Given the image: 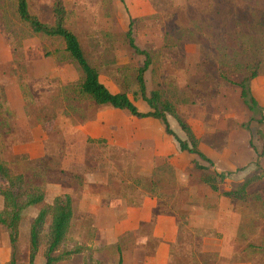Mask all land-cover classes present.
Masks as SVG:
<instances>
[{"label":"rangeland","instance_id":"1","mask_svg":"<svg viewBox=\"0 0 264 264\" xmlns=\"http://www.w3.org/2000/svg\"><path fill=\"white\" fill-rule=\"evenodd\" d=\"M55 1L29 0L31 12L52 23ZM62 1L68 28L79 38L90 64L98 69L101 82L113 94H128L140 111H147V105L136 99L137 70L145 58L137 55L125 38L131 19H135L136 44L147 50L153 61L145 75L148 92L159 90L173 102L191 125L200 150L219 156V167L230 170L225 173L239 175L250 168L248 175L254 173L252 160H258L257 153L264 150L263 126V135L258 133L261 116L251 113L242 102L240 89L225 83L220 75L240 81L251 74L249 63L264 74V0ZM15 6L14 0H0V162L14 174H24L42 185L51 197L53 185L72 194L75 219L66 247L90 244L92 252L87 251L84 260L77 257L61 264H85L89 259V264H116L118 248L128 250L134 242L126 236L106 246L104 232L103 237V233L99 235L102 244L94 241V216L92 212L86 215L81 203L96 193L106 205L115 202L118 207L130 208L124 218L143 209L148 198L169 201L179 208L174 212L180 214V228L185 231L191 203L185 202L182 185L188 181L199 184L195 162L209 165L182 153L161 125L134 119L125 111L95 106L81 97L77 85L82 74L62 53V42L33 35L19 24ZM169 122L176 136L187 140L176 121L169 118ZM260 163L264 168V159ZM210 168L215 170L216 165ZM0 185L6 183L0 180ZM263 188L264 181L257 190ZM238 209L244 217L264 218V205L255 197L248 203L239 202ZM168 211L162 207L159 212ZM35 213L27 211L22 222L15 252L19 264L28 259ZM121 213L119 209L118 215ZM148 227L149 221L144 220L142 231ZM7 239L0 227V245ZM191 242L186 234L175 247L176 264L192 262ZM139 243L150 249L148 242ZM46 244L47 232L42 236L41 252ZM41 261L46 262L43 257ZM203 261L217 263L213 255H204ZM253 263L264 264V259L254 257Z\"/></svg>","mask_w":264,"mask_h":264},{"label":"trees","instance_id":"2","mask_svg":"<svg viewBox=\"0 0 264 264\" xmlns=\"http://www.w3.org/2000/svg\"><path fill=\"white\" fill-rule=\"evenodd\" d=\"M16 4V16L19 24L27 28L33 35L42 36L49 39L60 40L63 44V52L55 51L57 54H64L79 69L82 79L77 85L78 94L87 97L95 106L109 107L118 111H125L132 117L143 119H154L164 128L166 135L173 137L182 153L197 156L201 161L209 166L194 163V169L199 173V184L206 185L214 193H220V186L233 173H218L211 170L214 163L199 148L197 139L191 125L181 116L177 107L172 101L164 98L159 90L148 92L145 75L152 68V56L147 50L140 49L135 40L134 26L135 19H131L128 31L125 34L128 46L139 56L145 58L144 64L137 70L136 83L138 91L136 99H141L149 107L147 113L141 112L126 93L113 94L100 80V73L97 68L92 66L84 52L82 44L77 35L68 28L67 10L62 0H56L52 7V23L43 22L38 16L31 12L29 0H14ZM62 52V53H61ZM256 64L255 66H259ZM249 63L248 70L251 74L234 81L230 77L221 74L222 80L240 89V97L243 104L253 114H260L258 133L263 135L264 127V107H262L254 97L251 82L263 75L257 71V67ZM169 118L176 121L178 126L186 135L187 140L179 139L172 131ZM243 129L248 130V125H243ZM253 148L252 143L250 144ZM258 160L255 163L254 173L248 175L244 181L237 185L232 191L223 192L221 196L248 203L252 197L257 198L264 205V188L257 190L263 184L264 168L260 163L264 159V150L257 153ZM0 180L6 183L0 185V196L4 200V208L0 211V227H2L9 237L12 250V259L7 264H19L15 259V252L20 240V227L24 219V213L34 208L37 216L30 225L29 234V261L22 264H34L42 244V236L47 232V244L44 251L46 264H58L74 257L86 254L92 250L86 245L76 244L71 248L66 247L70 239L72 221L74 217V199L69 194L56 197L51 203L47 202V192L42 185L36 184L24 174H14L4 163L0 162ZM254 189V191H253ZM153 191V189H152ZM249 248H255L249 246ZM118 260L116 264H123L122 251L118 248ZM91 255V254H90ZM90 259L85 264H89ZM100 264V262H95Z\"/></svg>","mask_w":264,"mask_h":264},{"label":"crops","instance_id":"3","mask_svg":"<svg viewBox=\"0 0 264 264\" xmlns=\"http://www.w3.org/2000/svg\"><path fill=\"white\" fill-rule=\"evenodd\" d=\"M152 14L149 16L151 17ZM251 89L259 104L264 107V74L251 82ZM147 108V111L141 112L147 113L149 107L147 106ZM144 120L146 122L161 125L154 119H143L142 121ZM228 153L232 154L230 150H228ZM205 155L216 165L213 171L218 173L230 171L223 167L222 162V168L219 167V156L216 158L210 154ZM159 156L164 155L161 154ZM252 161L254 165L257 162V160ZM250 169L239 172V175L233 173L220 186L219 194L214 193L206 185H190L189 181L186 185H182L185 190V200H187L185 202L189 203L188 200H190L191 203V213L188 217L185 231L180 228V214L174 212V210H178L179 208L173 203H169V201L164 203L155 198H148L143 209L140 208L132 212L128 218H124V212L126 210L128 211L130 208H124L121 204L118 207L115 202H109L106 205L107 202L103 203L98 198L97 193L92 199L86 198L81 205H83V211L86 215L92 212L94 216L92 230L95 231L96 229V237L94 239L96 243L100 240V244H102L100 238L103 237L104 233L107 242L106 246L115 244L126 236H131L134 239L131 248L128 250H121L123 264H176L174 249L182 242L186 234L189 235L192 241L190 246V257L192 258V262L189 264H205L203 261L204 255H213L216 257V264H254V257H261V259H264V218L251 215L248 218L244 217V214L240 213L238 209V201L221 196L223 192L232 191L238 184L242 183L244 178L251 172ZM234 171L236 172V170ZM51 188L54 191V196L51 197L49 191L46 190L48 203H51L60 195L69 194L72 196L69 192H62L60 185H53ZM188 203L184 205L187 206L189 205ZM251 204H256V202L252 201ZM75 207L76 203L74 200L73 221L75 219ZM162 207L169 211L165 212V214H161L159 211ZM2 209L3 207L0 208V211ZM119 209H122L120 215H118ZM30 210L36 211V217L37 210L30 208L27 211ZM141 210L144 211L141 212ZM146 211H148V213H146ZM26 212L24 213V217ZM145 214H148V216L143 219ZM144 220L149 221V227L145 232H143L141 228V224ZM21 231L20 227V239ZM101 233H103L101 235L102 237L99 236ZM201 236L202 238H199ZM6 241L4 245H0V264H7L12 259L13 253L10 247L9 237ZM140 241L148 242L150 244V249L141 246L139 243ZM85 245L91 248L90 244ZM249 246L255 248H249ZM26 255L28 259H26L24 263H28L29 261V250L26 251ZM249 255L253 256V259H250ZM42 257L44 258V252L40 250L34 264H43L41 261ZM77 257H82L84 260L86 254ZM77 257L72 258V260ZM236 258L239 260H234Z\"/></svg>","mask_w":264,"mask_h":264}]
</instances>
